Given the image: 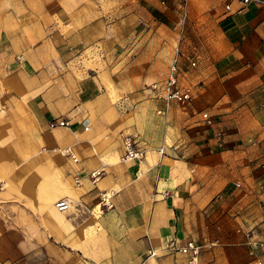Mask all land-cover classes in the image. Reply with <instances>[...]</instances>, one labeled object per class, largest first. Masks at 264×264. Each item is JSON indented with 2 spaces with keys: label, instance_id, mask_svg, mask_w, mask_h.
I'll use <instances>...</instances> for the list:
<instances>
[{
  "label": "crops",
  "instance_id": "0c3cea01",
  "mask_svg": "<svg viewBox=\"0 0 264 264\" xmlns=\"http://www.w3.org/2000/svg\"><path fill=\"white\" fill-rule=\"evenodd\" d=\"M228 3L240 6L0 0L1 260L187 264L167 249L174 239L201 247L197 264H264V248L250 255L244 237L264 243V13L250 4L236 15ZM91 48L101 67L82 63ZM176 48L197 60L180 63L181 82L200 84L194 100L165 116L150 99L133 108L142 94L132 71L116 72L119 55L142 53L131 64L144 68L153 52L157 80ZM127 136L142 160H121ZM93 171H102L95 182ZM103 192L111 210L99 208Z\"/></svg>",
  "mask_w": 264,
  "mask_h": 264
},
{
  "label": "built area",
  "instance_id": "2783aa9c",
  "mask_svg": "<svg viewBox=\"0 0 264 264\" xmlns=\"http://www.w3.org/2000/svg\"><path fill=\"white\" fill-rule=\"evenodd\" d=\"M239 3V7L235 10H231L230 3L225 4L226 12H232L233 14L240 15L246 6L253 4L263 10L264 13V0H235ZM186 0H182L185 4ZM186 61L190 68H195L197 65V60L185 52H181L178 48L174 50L173 57L170 61L169 66L165 72H161L157 80L145 86L144 91L147 93L150 100L161 104V108L156 110V115L165 116V114L170 110L171 106L185 105L191 103L196 97L198 90L200 89V84L195 86L184 85L181 82V71L180 63ZM202 125L204 127H210L213 124V117L204 111L201 114ZM57 126H67V122L60 121L55 123ZM216 138L219 140L222 137L220 132L215 133ZM144 150L138 146V141L136 138L127 136L123 140V154L121 156L122 161H139L144 157ZM59 153L62 156L69 158L73 163H77V158L73 152L69 149L60 150ZM159 155L162 154V150H158ZM102 176V171H93L89 174V178L92 182H95ZM75 183H79V178L74 179ZM239 187L238 184L235 185ZM99 208L102 211H108L113 208L111 202V194L103 192L99 195ZM56 210L62 212L68 209V203L66 201H58L54 204ZM246 247H248V252L250 255H254L257 248H264V243L256 241L253 232L247 231L244 235ZM167 249L172 253L181 254L187 256V264H197V257L199 255L201 247L191 240L185 241L183 244H178L174 239H172L167 245ZM154 252H150L148 257L154 256Z\"/></svg>",
  "mask_w": 264,
  "mask_h": 264
},
{
  "label": "rangeland",
  "instance_id": "374dc122",
  "mask_svg": "<svg viewBox=\"0 0 264 264\" xmlns=\"http://www.w3.org/2000/svg\"><path fill=\"white\" fill-rule=\"evenodd\" d=\"M95 51L96 50H94L93 48H91L89 51H86L85 58H87V56H88V60L86 62L85 58H82V63L84 64V66H91L90 60H94L95 62L97 61L98 62L97 66L101 67L103 65V63L101 62L100 56L98 57L96 53L89 54V53L95 52ZM141 55H142V53L138 54L136 52H123L118 57L119 68L116 71L118 73V75H120L124 78L130 76L131 71L134 73L135 80L139 83V85L135 91L137 93L142 94V97L140 99L136 100L135 102H132L133 108H136V109H138V107H139L138 105H140V103H143L142 104V107H143V105L145 106L147 104V102L149 101V97H148L147 93L144 91L145 86L147 84L151 83L152 81H155V77L157 76L159 68H161L158 64H155L156 60L154 62L152 61L153 57L156 56V54H154L153 52H151V54H150L151 62L148 63L144 68H142L140 63H138L139 65L133 66V64H131V63L133 61H137L136 59ZM147 67H149V69H146ZM117 106H118V109L120 112H124V111H126L127 102L125 100H118ZM129 109H130V105H129ZM137 114L141 115V119H142V117L146 114V111L141 110L140 112L138 111ZM135 116H137V115L135 114ZM10 247H13V245ZM0 264H31V262L22 261V260H18V259H13V260H10V259H8V260L2 259L1 260L0 259Z\"/></svg>",
  "mask_w": 264,
  "mask_h": 264
}]
</instances>
